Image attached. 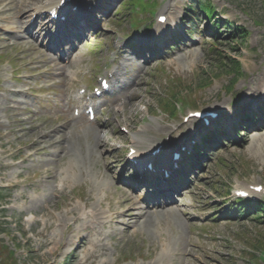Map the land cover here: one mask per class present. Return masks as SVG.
Returning a JSON list of instances; mask_svg holds the SVG:
<instances>
[{
    "label": "rangeland",
    "instance_id": "obj_1",
    "mask_svg": "<svg viewBox=\"0 0 264 264\" xmlns=\"http://www.w3.org/2000/svg\"><path fill=\"white\" fill-rule=\"evenodd\" d=\"M8 1L13 2L14 0ZM154 1L158 5V9H160L159 4L162 3L176 5L178 6L177 13L181 12L182 15L187 8L195 11L198 4H203L199 3V0ZM207 1L212 2L217 18H227L234 26L243 28L247 32V39L240 38L230 41L225 32H220L219 35L215 33L218 39L210 37L207 28L203 29L209 25L206 18L194 13L201 26L199 28L195 25L194 28L193 23L190 24V33H195L194 41L190 38L177 41V44L185 43L187 49L174 53V55H167L172 52L169 49L170 44L175 43L172 41L173 37H170L168 45L159 49L158 53L145 56L146 60L154 61L146 63L143 59L145 57L135 58L133 55L135 53L143 54L144 48L138 42L133 44V39L143 37V30L135 32L132 27L134 21L132 17L127 16V13L124 17L122 13L116 18L124 0L113 1L115 4L109 16L98 14L100 27L94 32L89 31L86 39L89 41L83 42L79 46L81 49L77 54L83 56V62L76 65H74V60L67 62L68 68L74 72L80 67L81 70H84L86 64L94 66L90 75L84 76L82 71L78 82L75 83L76 88H81L83 84L92 86L97 83L96 80L105 73L104 70L101 71V68L105 69L106 65H110V60L114 57L111 47L116 40L124 36L129 38L128 42L130 41L128 52L131 54L130 57L135 60L132 74L136 78L132 87L126 91L129 93V97L121 99L122 102L118 107L119 115H115V111L105 104L102 106L104 107L102 113L100 110L98 111L99 120L95 125L80 120L71 130L73 134H70L69 131L66 132L63 119L55 121L58 115L61 118V112H65L64 86L57 87L53 97H49L51 94L38 97L37 88L50 78L45 74L46 69H37V66L30 63L28 49L23 44H28L31 40L28 36L23 38V36L10 35L0 31V74H7L4 81L0 79V120L6 121L7 117L10 120V124L8 121L5 124H9L8 126L0 127V157L3 155L0 158V185L8 184L12 190L7 216H11L12 219L27 216L22 224L17 223V225L14 224L6 229L7 236L0 235V264H77L74 259L75 254L57 256L56 252H51V247H43V243L47 239L59 240L62 233L57 238L56 232L53 233L51 230L48 233L52 235L47 236L43 227L35 223L34 218L28 215L30 212L36 214L42 212L50 215L56 223L65 216V222L68 220V223H71L73 216H78L80 212L76 206L82 207L86 201L98 206L97 202L101 199L104 210L110 205V208L112 207L116 213L123 211L119 207L124 199L122 196L138 197L142 200V206L145 207L146 198L154 191L142 186L137 192H133L129 186L133 184L125 183L126 180L133 179L128 178V167L121 153L122 146L129 142L127 133L131 134L145 128L149 129L150 134L153 135V130L165 127L163 134L155 139L158 143L164 136L167 137V132L189 124L183 121L181 115L172 121L162 112H158L156 110L157 100L177 94L181 97V101L194 103L195 107L200 110L211 108L219 111L217 123L214 124L217 126V130L236 131L233 129L234 127L243 131L246 128L241 118L245 113L251 114L252 111H255L256 109H252L253 106L257 105L258 107L264 104V99L259 102L254 101V96L245 93L249 87L264 85V0ZM41 2L43 0L34 2L28 0L29 5L26 9L13 4L10 6L12 9L10 13L25 14L27 11L28 14L36 3ZM5 5L6 2L1 4L0 10ZM160 13L159 11L158 15ZM169 13L171 14H167V16L172 18V11ZM151 16L152 13L145 14L143 12L136 17V20L142 22ZM5 18L6 14L1 15L0 27L17 26ZM165 27L160 28L164 29ZM156 29L158 27L154 26L152 33ZM35 49H41V46L36 45ZM40 52L43 51L40 50ZM152 56L153 58H151ZM231 61L240 62L239 72L241 75H238L236 80H232V76L221 69L222 62L230 64ZM17 70L21 71L16 78L19 79L18 82H23L25 77L27 80L25 83L14 85L13 88L25 90L30 88L33 91H25V96L15 97V99L22 108L28 104L30 113L31 111L39 113L41 120L34 124L36 127H38L36 124L43 123L50 125L51 129L56 128L57 136H55L54 148L72 151V154L70 152L64 158L60 155L62 162L59 165L50 164V168L54 170L56 168L57 172L64 169L66 173L64 176H68L66 186L61 191L59 189L54 191V184H50L48 180L44 181V175L29 181L25 179L26 177L32 178L37 171L32 169V162L23 166L20 165L21 163H16V161L22 160L24 155L29 154L32 145L37 140L36 135L31 136L32 132L29 130V126H25L32 122H23L22 124L13 122L14 115L8 114L6 117V113L3 111L4 104H7L10 99L8 95L7 98L4 97L7 89L5 87L12 86L8 82L13 79L14 72ZM32 75L33 78H31ZM54 79H56L55 81L60 80L58 77H54ZM123 80L126 81L127 78L123 76ZM256 82L258 84H255ZM232 86L234 90L228 91ZM168 87L171 88V91L167 89ZM261 89L264 92V86ZM63 95L64 98H62ZM228 107L242 111L236 125L230 130L221 128L226 122L231 123L233 118L229 115ZM47 120H51L52 123ZM105 124L106 127L103 128ZM118 124L120 125L118 126ZM99 129L102 139L100 142L95 139L93 132ZM208 133L204 132L198 142L203 144L208 140ZM192 135L188 129L184 130L172 147L181 149L183 142ZM228 140L229 142L224 144L220 142V138L211 141L209 147L213 152L204 153L209 157L196 167L195 177L191 175L190 181H187L189 186L172 195L170 202L174 204L173 212L178 213V218H173L171 223L164 222V229L161 230L149 223L135 236L126 235L124 226L120 225L117 227L120 230L114 234L112 241H109V247L106 248L102 258H91L86 261L81 259L80 263L251 264L254 246L259 249L264 247V225L255 222L254 217L237 219L225 215L228 214L227 211L231 210L230 206H227V202L232 200V196L227 197L224 193L230 188H233L234 192L240 184L246 186L264 185V131L245 133L236 143H233V139L228 138ZM39 153H42V150ZM40 159L47 161L51 157L41 155ZM220 162L222 165H219ZM3 165L12 167L4 169ZM60 165L61 167H59ZM71 167L73 170L70 169ZM123 167L125 168L121 172L119 168L123 169ZM197 170L199 171L196 172ZM18 183L24 184V187H15L14 185ZM28 184L31 186L28 187ZM21 193L28 197H38L40 202L24 203L23 199L19 197ZM30 208H32L31 211H29ZM223 210H225L224 215H220L217 222L212 221ZM37 217L42 219V215ZM37 231L44 233L45 236H38ZM41 244L42 247H40ZM13 246L16 251L10 256V250L15 249ZM81 258H83L82 255Z\"/></svg>",
    "mask_w": 264,
    "mask_h": 264
},
{
    "label": "bare ground",
    "instance_id": "obj_2",
    "mask_svg": "<svg viewBox=\"0 0 264 264\" xmlns=\"http://www.w3.org/2000/svg\"><path fill=\"white\" fill-rule=\"evenodd\" d=\"M5 1V0H0V5L2 4V2ZM23 1L22 0H14L13 2L12 1H9L8 5L6 4V7L3 9V13H8L11 11V8L10 6L13 5V4H16V5H19L20 8H23L24 6L21 4ZM1 14V13H0ZM75 14H71V18H73ZM92 15L91 14H87L86 11H83L82 14L78 15L76 18L79 19L75 22V24L77 25L76 28H71L70 30L68 29V27H63L60 29L59 33H61V38L58 39V41L55 40V44L54 46H63V45H67L70 46L73 44V40L72 38H80L81 37V32H84V31H87L85 29V27H90L92 25H94L93 23V20L91 19ZM11 20H15V21H19V24H18V27H10V32L11 34L15 35V36H18L20 35L21 33H27L29 35H31L32 37H35L34 33H33V30H32V26H23V21L22 19H18L17 16H14L12 18H10ZM81 28V29H80ZM92 29V28H91ZM42 34L46 32V30L44 29H41L40 31ZM89 31H87L84 35V37L82 39H79L80 41H82L86 34L88 33ZM160 36V35H159ZM160 40V39H159ZM79 42V41H78ZM162 42V41H161ZM59 49V48H58ZM75 49V47H72L70 49V51H73ZM63 56H67V53L63 54ZM129 59H121V64L119 65L118 69L113 73V76H119V73L121 70H123L125 68V64L127 62H130L128 61ZM42 62H46L47 60H41ZM48 61L50 63H54L52 62V56H49L48 58ZM56 68L54 69L55 71H58V73L60 72V76H64V69L65 67H62L60 68L57 64H55ZM118 82H120V80L118 79ZM255 84H258V82H256ZM264 86V85H262ZM260 84L259 85H256L254 87H249L248 89H246L245 93L246 94H249V95H252L254 97H257V96H260L261 94H263L262 92V89ZM117 88H120V90L123 88V84H120ZM118 90V89H116ZM11 96L12 98H10L9 100V104L10 103H13L14 106L11 107L10 105H8L6 107V109H11L13 111V113H19V114H24L21 110V107L18 103V101L15 99V97H19V96H23V95H20L19 91L18 90H15L11 93ZM27 109H24V112H26ZM115 115H118V114H115ZM29 121H32L34 120L32 117H29L28 118ZM17 121H20L22 122V119L19 117L17 119ZM259 129H261L260 127H258ZM32 130L34 132H36L38 130V128L36 127H32ZM39 131V130H38ZM100 131H94V134L96 136L95 139H97L98 142L102 141V139L100 138ZM141 132H139V135H140ZM143 133H145V135L148 134V131L147 129L143 130ZM36 134V133H35ZM34 134V135H35ZM42 138L37 142L36 146L39 147L41 144L43 143H46V142H49L50 140H47L48 137V134L47 133H42ZM136 138V137H135ZM138 139V138H136ZM138 144H141L138 143ZM143 146H146V144H143ZM54 153H59V150H53ZM58 160H60L59 157H56ZM171 161V160H170ZM162 163L164 164V161H162ZM159 186V185H158ZM166 187V186H165ZM39 202V201H37ZM127 203V202H125ZM161 204V203H159ZM130 212L132 210L131 213L127 214V213H124V212H121L119 214V216L117 217L118 218V222H121L122 224H125L127 227H135L136 225L140 224L143 220V219H148V217H146V212L143 208H141L139 206V204L137 203V201L132 198L131 200V206L129 208ZM96 210H92V216H95V213ZM84 213V212H83ZM84 215V214H83ZM85 218H83L82 220H79V219H75V222L77 223L78 222V225L81 226V229H84L86 232H87V235L86 236H81V233H80V229H75L73 231H71L68 235L65 236V233L66 231L64 229H60L61 232L63 233L62 235V238L60 240H54V239H47L44 243H43V247L47 248V247H51V252H56V251H61L62 253H66L68 252V247L72 246V245H75L76 248H75V256H76V261H77V264H81L79 262V255L81 253H84L85 254V259H90L92 257H95V254L97 252H99L100 250H98V246L97 244H95L91 237L93 236L94 234V231H91L89 229V226L87 225V222L88 221H92L94 219V217H91L89 215H84ZM46 217V216H44ZM53 220V218L51 217H47V219L45 220V226L47 227V223L48 222H51ZM121 220V221H120ZM65 225V229L67 230V228H70V226L68 225V223H64ZM130 230L127 231V233H129ZM39 236H45L44 233L42 232H39L38 233Z\"/></svg>",
    "mask_w": 264,
    "mask_h": 264
},
{
    "label": "trees",
    "instance_id": "obj_3",
    "mask_svg": "<svg viewBox=\"0 0 264 264\" xmlns=\"http://www.w3.org/2000/svg\"><path fill=\"white\" fill-rule=\"evenodd\" d=\"M237 66V64H233V66H232V68H235ZM167 105L169 106V107H173V105H172V103H171V101L170 102H167Z\"/></svg>",
    "mask_w": 264,
    "mask_h": 264
}]
</instances>
